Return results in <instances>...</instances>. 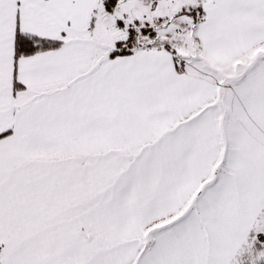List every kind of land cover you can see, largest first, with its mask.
<instances>
[{
	"label": "snow or ice",
	"instance_id": "6c2138e0",
	"mask_svg": "<svg viewBox=\"0 0 264 264\" xmlns=\"http://www.w3.org/2000/svg\"><path fill=\"white\" fill-rule=\"evenodd\" d=\"M0 264H264V0H0Z\"/></svg>",
	"mask_w": 264,
	"mask_h": 264
}]
</instances>
